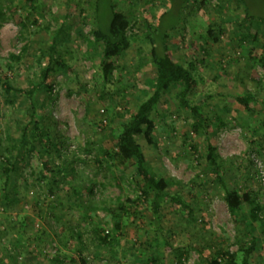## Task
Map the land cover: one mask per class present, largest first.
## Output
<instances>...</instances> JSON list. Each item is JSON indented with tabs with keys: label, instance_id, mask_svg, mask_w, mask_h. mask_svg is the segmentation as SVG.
<instances>
[{
	"label": "rangeland",
	"instance_id": "obj_1",
	"mask_svg": "<svg viewBox=\"0 0 264 264\" xmlns=\"http://www.w3.org/2000/svg\"><path fill=\"white\" fill-rule=\"evenodd\" d=\"M5 1L8 6L18 8L26 25L21 28L11 20L0 24V58L6 59L26 49L22 61L14 64L11 81L15 87L24 88L36 79L39 71L36 57L40 55L39 49L50 42V31H55L62 22L70 26L71 39L63 46L62 53L73 71L57 75L51 93L40 92L35 97L37 107L42 106L43 110L38 122L50 132L51 152L43 157L59 163L61 158L58 160L55 152L58 147L62 148L61 157L75 155L79 159L75 163L79 177H86L87 183L95 184L94 195L89 198L98 208L94 213L88 209L85 182L75 185L82 196L81 202L75 200L66 183L59 184L52 195H47L46 186L42 187L41 196L35 194L36 189H29L24 193V200L18 198L11 207L0 210V221L6 223L5 227L13 228L0 240V264H54L50 259L59 251L65 255L76 254L79 248L76 242L72 250H66L55 240L60 228L64 230L61 232L64 238H68L70 227L78 228L84 238L87 237L88 250L84 253L87 264H134L135 256H146L142 243L153 237L155 230L148 204H143L146 208L143 219L131 218L117 244L97 248L88 239L92 229L100 227L104 232L111 229L102 207L116 209L117 199H132L139 191L141 181L135 178L134 163L119 168L105 163L99 166L94 157L110 149L111 130L128 120V110H135L151 94L149 88L155 79V68L150 59L149 38L167 36L165 42L174 59L185 66L189 62L195 64L197 87L189 101L200 105L207 118L221 117L223 126L213 130L211 141L218 154L232 163L228 186L241 190L248 187L249 191L260 193L264 203V185L258 167L261 165L264 171V82L255 85L251 80L264 74V68L255 62L262 54L263 28L253 43L241 41L239 32L246 7L255 16H264V0H208L204 5L198 0H113L123 12H134L136 24L128 32L132 37L131 45L115 60L116 70L110 84L106 85L102 84L98 71L101 45L89 36L96 27L92 0H38V9L33 12H29L24 0ZM106 11L103 1L100 3L103 18ZM159 16L161 20L157 24ZM148 21L152 25L149 31ZM102 24L105 27V22ZM210 28L213 35L208 34ZM244 90L255 98L253 113L249 115H244L234 100ZM175 93L173 90L164 94L153 114L157 148L147 144L143 135L136 138L148 169L189 187L168 186L167 193L180 191L187 201L198 202L193 204L197 219L193 226L181 224L180 216L173 213L167 202L163 203L160 210L162 236L172 247L189 243L207 246L209 254L217 249L235 252L237 237L246 243L254 238L257 245L250 264H264V226L248 221L239 225L233 223L221 189L207 172L203 137L190 132L192 118L178 107ZM3 100L0 89V131L14 140L28 122L29 105L22 96L12 106L4 105ZM187 135L199 148V154L190 155L189 142L184 143ZM88 144L93 148L87 150ZM41 160L38 153L32 155L30 165L34 167ZM29 172L27 168V176ZM35 201L38 210L32 208ZM50 206L53 213L47 214ZM23 216L29 218L24 230L21 229ZM3 225L0 223V231ZM18 232L30 241L24 247L17 244ZM34 237H42V240L33 241ZM161 254L165 257L162 264H200L195 251L183 257L180 263L175 262L169 248H161Z\"/></svg>",
	"mask_w": 264,
	"mask_h": 264
},
{
	"label": "trees",
	"instance_id": "obj_2",
	"mask_svg": "<svg viewBox=\"0 0 264 264\" xmlns=\"http://www.w3.org/2000/svg\"><path fill=\"white\" fill-rule=\"evenodd\" d=\"M93 7V21L95 28L90 32L93 42L101 45V56L99 60L98 71L101 76L102 84H110L113 73L116 70L115 60L123 55L130 47L132 37L128 34L129 30L136 24V15L129 10L127 13L118 9L113 0H92ZM106 2V17L100 15V3ZM202 5L206 4L208 0H198ZM5 0H0V24L11 20L14 24L22 26V18L18 13V8L8 6ZM38 0H24V4L28 7L29 12L38 9ZM70 2V1H69ZM247 9L242 16L240 39L241 41H248L253 43L259 37V31L263 28L261 37L263 38L262 54L255 62L259 63L264 68V16H255ZM163 15V14H162ZM148 19L149 16L145 15ZM65 19V18H64ZM161 17L157 19V24ZM237 22V20H234ZM102 22H105V27ZM230 22V21H229ZM34 24V23H33ZM245 26V30H242ZM148 31L151 30L152 25L148 21L146 25ZM70 26L64 22L60 23L55 31H50L51 40L47 45L39 49L40 55L36 57L37 66L39 68L38 75L34 81H29L24 88L15 87L12 84L11 76L15 68L14 64H19L26 49H22L17 55L10 54L6 59L0 58V89L4 95L3 104L6 106L14 105L19 96L27 99L29 105L28 122L20 128V135L14 140H11L8 135L0 131V210L5 211L11 204L15 203L16 199L24 200V193L29 189H36L35 194L41 196V189L46 186L49 193L52 195L53 191L58 188L61 183L68 184L69 189L74 195L77 202L82 201L81 194L75 187L76 182L87 183L86 177L82 179L79 177L77 171L76 161L79 160L75 155H70V158L61 157L62 148L58 147L57 153L59 163L55 164L49 158H44L51 152V145L49 144V130L42 126L40 112H43L42 106L37 107L36 95L40 92L51 93L53 89L54 78L59 74H69L73 68L69 66L63 58V46H67L70 41ZM209 35H213L210 28ZM152 48L149 52L151 63L155 68V79L149 90L151 94L143 100L135 110H128L129 119L122 123L118 128L112 129V137L110 140L111 147L105 151L103 155H98L95 158L99 166L106 165L114 167H122L129 163H134L135 178H139L141 183L138 185V194L132 198H125L123 200H116V209L109 207H102L109 218L111 225L110 231L98 227L89 231V241L97 248L117 244L119 238L124 235L127 223L132 218L143 219V211L146 208L143 204H148L152 216V224L155 226L154 236L145 239L142 245L146 250L145 257L134 258V264H162L165 262V257L161 254V248H169L173 252L174 260L180 263L182 258L187 256L191 251H195L199 258L200 264H250V258L256 250L257 240L251 238L249 243L241 242L239 237L236 238L237 250L235 252L224 251V249H217L213 254H209L204 246L189 243L183 247H172L169 242L164 239L161 234V206L167 202L174 214L179 215L180 223L183 225L193 226L197 223L195 210L193 204L194 199L187 201L180 191L168 194L166 189L170 187H180L189 189L181 181L168 177L164 178L157 175L154 171L145 166V158L141 147L137 143V136L143 135L147 144L157 148L155 144V121L153 114L157 112V105L164 94H169L173 90L176 91L175 97L177 99L178 107L190 114L192 118L191 133L197 136H202L204 140V160L207 172L214 182H216L221 189L223 202L226 205L227 211L235 225L240 223H260L264 226V203L261 202V194L258 192L249 191L248 187L230 188V168L232 163L223 159L217 152L216 146L212 143L211 138L214 135V129L223 126L221 117L207 118L201 111L200 105H192L189 101V96L197 87V82L194 77L195 64L189 62L187 66L176 61L167 46L165 40L167 36L160 38H149ZM88 40V38H87ZM156 40L158 42H156ZM255 60V59H253ZM255 85H260L264 82V74L262 77L251 79ZM234 100L242 109L244 115L252 114V104L255 102L253 95L244 90L242 94L237 95ZM37 118V121L34 119ZM189 142L190 155L199 154V148L193 143L190 136L184 139V143ZM86 149L93 148L90 144L86 145ZM40 156L41 162L32 167L30 165V158L37 154ZM29 168V176L25 171ZM88 184L90 186H88ZM262 185L264 183L261 182ZM95 184L88 181L85 193L88 196V209L95 212L97 206L89 197L94 195ZM38 202L35 201L32 208L36 207L38 210ZM48 213H53V208H48ZM37 215H40L37 212ZM135 216V217H134ZM16 219H13L15 222ZM21 225L24 230L29 218L23 216L21 218ZM3 225V231H0V240L7 234V231L12 227H5L6 223L0 221ZM131 223V222H130ZM108 224V223H107ZM209 226V221H206ZM62 228L57 232L55 237L60 248L66 250L73 249V243L76 242L79 246L75 250L76 254L67 255L62 252L56 253L51 260L54 264H67V262L87 264V259L84 253L88 249L87 237L78 229L70 227L69 237L64 238ZM22 233V232H21ZM18 232L16 238L18 246H25L29 240H25L23 235ZM23 238H22V237ZM44 237V234L43 236ZM34 237V240H42ZM141 246V245H140ZM151 250H148V248ZM208 249V248H207ZM63 250V249H61Z\"/></svg>",
	"mask_w": 264,
	"mask_h": 264
},
{
	"label": "built area",
	"instance_id": "obj_3",
	"mask_svg": "<svg viewBox=\"0 0 264 264\" xmlns=\"http://www.w3.org/2000/svg\"><path fill=\"white\" fill-rule=\"evenodd\" d=\"M259 171H260V181L264 183V171L261 169V165L258 164Z\"/></svg>",
	"mask_w": 264,
	"mask_h": 264
}]
</instances>
